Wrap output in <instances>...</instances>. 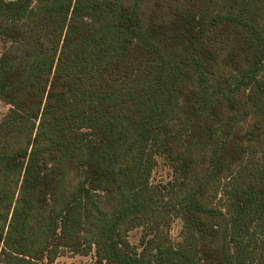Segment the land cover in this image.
<instances>
[{
	"label": "trees",
	"instance_id": "16d2710c",
	"mask_svg": "<svg viewBox=\"0 0 264 264\" xmlns=\"http://www.w3.org/2000/svg\"><path fill=\"white\" fill-rule=\"evenodd\" d=\"M0 39V264H264V0H0Z\"/></svg>",
	"mask_w": 264,
	"mask_h": 264
},
{
	"label": "rangeland",
	"instance_id": "374dc122",
	"mask_svg": "<svg viewBox=\"0 0 264 264\" xmlns=\"http://www.w3.org/2000/svg\"><path fill=\"white\" fill-rule=\"evenodd\" d=\"M5 43L2 39H0V55L2 50L4 49ZM9 106L6 105L4 102L0 100V121L7 113ZM172 171L164 161L163 158H158V165L155 168L151 182L154 184L167 182L171 179ZM142 230L135 229L129 233V240L131 243L137 245L139 244L140 237H141ZM181 235H182V221L180 219H175L172 227L170 236L172 242L176 245L181 242ZM54 264H95V259L93 255L89 256H82V255H73L69 252L64 253L60 256Z\"/></svg>",
	"mask_w": 264,
	"mask_h": 264
}]
</instances>
